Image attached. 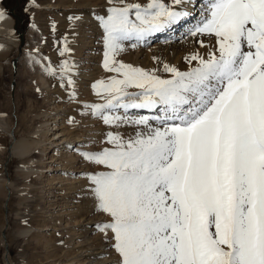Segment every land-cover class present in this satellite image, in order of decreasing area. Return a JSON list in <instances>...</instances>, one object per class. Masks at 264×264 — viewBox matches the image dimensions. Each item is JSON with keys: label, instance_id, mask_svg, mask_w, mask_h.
<instances>
[{"label": "snow or ice", "instance_id": "snow-or-ice-1", "mask_svg": "<svg viewBox=\"0 0 264 264\" xmlns=\"http://www.w3.org/2000/svg\"><path fill=\"white\" fill-rule=\"evenodd\" d=\"M185 2L106 0L97 17L113 75L93 85L104 103L87 107L113 130L110 147L80 153L104 169L87 176L108 218L97 228L115 264H264V0H208L190 34L215 44L188 58L190 71L165 64V79L117 59L125 42L190 15L175 9ZM74 68L65 61L61 73L72 87ZM141 109L154 115H129ZM125 125L135 136L119 132Z\"/></svg>", "mask_w": 264, "mask_h": 264}, {"label": "rangeland", "instance_id": "rangeland-1", "mask_svg": "<svg viewBox=\"0 0 264 264\" xmlns=\"http://www.w3.org/2000/svg\"><path fill=\"white\" fill-rule=\"evenodd\" d=\"M149 2L148 0H112V5L140 3L144 6ZM88 3L90 4L88 0H85V3L79 2V4L75 0H0V11L15 21L14 27L12 26L13 36L10 35L9 40H18L17 45L14 44L11 49L9 47L10 51L2 52L6 55L0 57V192L5 184L6 194H8L6 199L0 196V264H69L68 258H61V256L69 251H75L76 249H73L71 245L82 239L73 232L67 237V232L61 230L55 233L54 237H47L50 234L47 231H42L37 235L31 234L34 231L25 233L24 230L42 227L45 224L58 226L62 223L66 225L67 215L78 210L77 208L70 211V203H74L73 206L77 207L83 204L81 202L84 198L81 195L86 183L88 184L87 176L100 170L104 171L103 167L93 165V173L85 171L84 173L67 174L77 178L79 182L77 189L66 192L67 199L62 196L57 199L53 198L54 191L65 194L61 191L65 188L59 184L58 179H53V184L48 186L47 180L50 173H44L37 181L35 177L26 178L24 174L27 169L22 165L29 160L37 162L42 155L46 154L45 149L49 142L45 140L55 133L49 132L47 128L54 124L56 127L66 129V133L68 131L86 133L82 144H87L84 149L88 148V150L81 149L79 154L90 150L95 153L105 147H110L106 143V134L113 129L104 124L99 117L93 116L87 106L104 103V100L96 95L93 85L102 80L106 81L113 75L103 68L105 48L103 32L97 19L99 16L106 15L111 5L106 3V0H94L90 4V7L96 9L92 17L87 12L90 8ZM187 4L189 9L191 3ZM49 6L53 8L47 10ZM83 16L88 19L92 17V20L94 18L93 22L89 20L88 23H90L83 27L84 31L80 28L86 21L83 20ZM20 35L23 36L24 43L21 42ZM159 38L161 37L142 42H125V50L118 55L117 59L145 70H157L161 78L169 79L170 75L163 70L165 64L187 72L196 66V62L188 59L192 54L207 58L210 53L209 49L201 45L195 48L192 54L189 50L181 53L175 52L173 55L166 53L167 50L158 53L156 44ZM6 40H8L7 37L0 35V45H5ZM133 44L136 46L133 47ZM66 45L68 52H64ZM65 61L75 66L72 75L74 87L67 84V77L61 76L62 65ZM82 76L87 80L77 79L83 78ZM41 79H44L47 85L44 86ZM35 89H39L38 94L31 96L30 92H35ZM29 90L31 91L28 92ZM46 91H48L47 94ZM73 92H75V99L70 98ZM141 110H130L129 115H135V112L137 114V111ZM119 114L123 115V110H119ZM18 115L22 120L24 119V122L19 123V127ZM54 116L57 119H54ZM47 121L49 124L46 123ZM62 123L64 125H61ZM84 124L89 128H86ZM119 132L127 138L135 136L136 128L125 125L119 128ZM27 137L39 138L40 146H31V152L25 158L16 157L13 155L15 140ZM75 143V141L72 142V145ZM62 147H58V152L61 154L60 151L64 150ZM79 147V145L73 146V152ZM37 152L39 155L36 156ZM86 164H88L87 161ZM36 166H41V163L38 161ZM61 174L63 173L55 172L53 175L57 178L56 175ZM56 200L59 202L53 207L54 209L50 208ZM66 200L69 201V210L68 207L61 210L62 207L59 205L64 204ZM50 213L53 214V218H49ZM95 213L102 217L98 221L99 224L92 226L95 232L90 235L99 236L108 244L110 241L106 240L104 234L97 228V225L107 222L108 218L106 214L97 209ZM58 217L61 219H55ZM78 228L80 227H77V230ZM83 230L80 228L79 234L83 233ZM71 237L75 242H70ZM50 239L55 241L52 246L47 247L46 242ZM111 253L114 259L109 260H113L114 263L109 264H115L116 254L112 247ZM109 257V255H103L100 258Z\"/></svg>", "mask_w": 264, "mask_h": 264}, {"label": "bare ground", "instance_id": "bare-ground-1", "mask_svg": "<svg viewBox=\"0 0 264 264\" xmlns=\"http://www.w3.org/2000/svg\"><path fill=\"white\" fill-rule=\"evenodd\" d=\"M75 1L78 4H79V2L85 3V0H75ZM149 1L150 0H148V2ZM88 2H90V4H92L91 2H94V0H88ZM163 2L169 6H171L173 4V0H163ZM207 2H208V0H192L191 7L189 8L191 10L188 9L189 6L187 4V0H186L185 4L176 5L175 6L176 10L190 13V15H188L185 19L181 20L179 23H176L174 25L166 27L162 31L152 34L151 36L147 37L145 39V41L150 40V39L152 40L153 38H155V37L157 38L160 36L161 38H159V40L157 41L158 44H156V48H157L158 53L159 52L161 53V51L167 50L166 53H171L173 55L175 52L181 53L184 51L187 52L188 50L192 54L194 52V49L195 48L197 49V47L199 45H201L199 43V41L202 40L204 42V47L209 49L211 52L213 50V45L215 44V40L213 37H205V36H195L194 37L190 34L191 29H193L203 19V17L201 16V12L205 9V5L207 4ZM90 4L88 5L89 7H90ZM100 7L98 9H100ZM52 8H53L52 6H49L47 10H50ZM88 9L89 10H87V12H89L90 16H92L96 9H94L93 7H90ZM81 14H83V13H81ZM5 17L6 18L3 21H0V35L7 37L8 40L5 41L6 42V43H4L5 45H3V44L0 45V53H2L4 51H8L9 47L11 49V47H13L14 44L17 45V42H18V40H16V41L13 39L9 40L10 35H12V32H13L12 26L15 25L14 24L15 21L12 20L9 16H7V14L5 15ZM92 17H90L91 19L84 17L83 20H86V21L83 22V25L80 28L87 26V24L90 23V22L88 23V21L89 20L91 21ZM93 20H94V18H93ZM93 20L91 22H93ZM85 23H86V25H84ZM184 26H186V27H184ZM84 29L85 28H83L82 31H84ZM85 32H86V30H85ZM84 33H82V34H84ZM153 42H154V40H153ZM3 55H6V53H2V55L0 54V57H2ZM80 55H81V53H80ZM85 75H83V76L86 77ZM84 77L83 78H77L76 77V78L78 80L82 81V79H86ZM87 77H88V75H87ZM89 77H90V75H89ZM41 80H42V82H44V79H41ZM88 80H90V79H88ZM43 85L44 86L47 85V82H44ZM30 91L31 90H29L28 92H30ZM37 91H39V89L38 90L35 89V92L31 91L30 92L32 94L31 96H35V94H38ZM47 93H48V91H46V94ZM49 95H51V94H49ZM44 96H45V94H44ZM51 97H48V98L51 99ZM23 115H22V117H23ZM135 115L136 116H140V115L152 116V115H154V113L149 112L148 110H141V111H137V114L135 112ZM17 118H18V124L21 123V121L24 122V119L22 120L20 115H18ZM54 119H57V117L54 116ZM14 121H13V123H14ZM88 122H86V124L89 125L90 122L89 123ZM46 123L49 124L48 121ZM86 124H84V126L86 128H89V126H87ZM55 125L56 124L51 125L50 127L47 128L49 132H51V133L55 132V133H52L53 135L51 136V138H48V139L46 138V140H45V141H48L49 143L47 144L48 147L45 149L46 154L42 155L41 158L38 160L41 163V166H36V163L38 161L36 162L35 160H29L28 162H26V164H23L22 166L27 169L26 173L24 174V177H26V178L35 177L36 181L38 179H40V176H42L44 173H50L48 175L49 178L47 180V185L51 186L53 184L52 183L53 179H55V180L58 179L59 184H61L65 188V189H61V191L63 193H65L64 195H62L59 191H56V192L54 191L52 193L53 198L58 199L59 196L60 197L62 196L65 199H67L66 198V192H68L69 190L74 191L75 189H77V184L79 183V182H77V178L70 177L67 174L72 173V172L73 173H84L85 171L93 173L94 168H93V165H91L90 163L86 164V161L85 160L83 161L82 157L79 154V150L84 149L85 145L87 146V144H82V143H84L83 140L86 137V133L84 131H83V133L70 132V131H68V133H66V131H67L66 129L59 127V126L56 127ZM58 125H60V124L58 123ZM61 125H64V123H62ZM19 126H20V124L18 125V127ZM80 129H82V128H80ZM56 131H59V132H56ZM74 138H76V139L74 140ZM74 141L76 143H75V145L74 144L72 145V142H74ZM33 145H35V147H37V146L39 147L40 146V139L36 138V137L21 138V140L16 139L14 144H13V146H14V150H13L14 154L13 155H15L16 157H19V158H25L31 152L30 147ZM77 145H79L80 147L73 152L72 147L73 146L76 147ZM60 146H63L62 149H64L63 151L59 150L60 152H62V154L58 152V149H59L58 147H60ZM84 150H88V148H86ZM90 151H88V152H90ZM35 155L36 156L39 155V152H37V154H35ZM88 167H90V169H88ZM101 171L102 170H100L98 172H101ZM55 172H62L63 174L56 175L57 178H54L55 176L53 174ZM83 181H85V180H83ZM86 181H87V179H86ZM82 191H84V192L81 196L84 199H82L81 203H83V204H81L80 207L73 206L74 203H70V205H71L70 206L68 203L69 202L68 200H66V202L64 204L59 205L62 207L61 210H63V208H65V207L67 208L68 206L71 207L70 211H72V209L75 210L78 208L77 211L75 210L73 212H70V214L67 215L68 218H66L67 219L66 225L60 223L58 220H55V221H58L60 223L58 225L59 227L57 225L45 224L42 227L39 226V227H32L30 229H26V230H24V232L25 233H31L32 231H34L31 234L39 235L40 232L47 231V232H50L49 236H47V237H50V236L54 237L53 235H55V233H57L60 230L67 232L66 236L68 234H71V232H73V233H75V235H79V238L81 236L82 239L80 238L81 239L80 241L71 245L73 247V249H76L75 251H71V252L69 251V253L63 254L61 256V258L67 257L69 264H109V263H114L113 260H109L110 258H113V256L111 255L112 254L111 253V242L107 244V242L102 240V238H100L99 236L93 237V235H90V234H93L95 232V229L92 228V226L94 224H99L98 221L101 220L102 215H97L95 213V210L96 209L98 210V208L96 206V202H95L93 196L91 195V193L89 191V183L88 184L86 183V185ZM0 196H3L5 199L8 196V194H6L5 184L3 185V190H1V192H0ZM58 202L59 201L56 200L54 202V204L50 205V208H53ZM56 207H58V205ZM68 210H69V207H68ZM61 217H63V216L61 215ZM61 217H58L55 219H61ZM49 218H53V214L50 213ZM50 220H52V219H50ZM103 220H104V218H103ZM77 227L84 229L83 233L79 234L80 228H78V230H77ZM70 239H71L70 242L74 241V239H72V237ZM54 241L55 240H52V239L47 240L46 246L47 247L52 246V243ZM103 255H109L110 257L107 259H101L100 257H102Z\"/></svg>", "mask_w": 264, "mask_h": 264}, {"label": "water", "instance_id": "water-1", "mask_svg": "<svg viewBox=\"0 0 264 264\" xmlns=\"http://www.w3.org/2000/svg\"><path fill=\"white\" fill-rule=\"evenodd\" d=\"M20 36H21V42L24 43V38H23V36H22V35H20Z\"/></svg>", "mask_w": 264, "mask_h": 264}]
</instances>
